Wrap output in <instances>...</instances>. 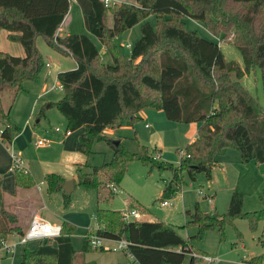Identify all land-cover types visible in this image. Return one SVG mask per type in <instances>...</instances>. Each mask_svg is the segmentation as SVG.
Segmentation results:
<instances>
[{
    "label": "trees",
    "instance_id": "16d2710c",
    "mask_svg": "<svg viewBox=\"0 0 264 264\" xmlns=\"http://www.w3.org/2000/svg\"><path fill=\"white\" fill-rule=\"evenodd\" d=\"M85 1L92 10L87 17L88 33L109 54L110 64L101 61L97 48L86 36L55 35L68 12V0H0V30L7 32L6 40L18 44L23 52L20 57L0 52V96L4 90L15 93L24 80L36 78L43 65L34 47V39L40 36L48 48L76 63L74 68L55 75L62 90L55 106L65 118L66 130L82 128L78 151L88 153L93 138L104 139L100 133L105 127L123 123L133 126L140 119L138 112L146 108L161 110L169 121L199 125L195 138L182 148L177 166L156 162L157 158L147 155L143 147L138 153H129L118 143L112 145L104 139L112 148L111 158L89 171L77 167V185L94 189L98 200L100 181L114 187L129 160L138 159L169 170L170 178L163 182L160 193L162 201L177 192L183 174L189 180L199 172L208 177L215 156L226 147L236 149L242 162H264V111L238 81L256 66L264 87V0H129L108 8L98 0ZM233 6L238 7L231 9ZM149 15L154 16L155 24L144 22L129 56H122L112 40ZM182 17L201 23L215 38L231 34V45L238 49L243 69L224 61L217 44L186 31ZM7 112L0 97V140L11 143L19 129ZM13 177L16 188L34 185L23 166L13 167ZM43 180L47 192L61 190L63 179L59 175L46 174ZM2 194L0 187V245L9 235L22 234L25 227L17 224L16 214L3 206ZM63 203H68L66 193ZM241 205V194L232 191L225 214L195 211L188 222L197 225L198 237L207 229L220 231L227 219L238 216L245 218L251 231L260 225L257 240L261 253L239 264H263L264 207L243 214ZM133 206L128 203L127 209ZM94 219L95 228L86 229L79 250L75 251L70 241L74 226L61 222L58 236L38 241L33 248H23L19 264H91L81 258L95 249L89 244L91 234L127 240V249L139 264H181L186 254L187 264H199L200 255H204L193 250L172 226L159 220L124 221L120 211L106 208H96Z\"/></svg>",
    "mask_w": 264,
    "mask_h": 264
},
{
    "label": "rangeland",
    "instance_id": "374dc122",
    "mask_svg": "<svg viewBox=\"0 0 264 264\" xmlns=\"http://www.w3.org/2000/svg\"><path fill=\"white\" fill-rule=\"evenodd\" d=\"M113 3L119 4L117 1ZM237 7L233 6L231 9ZM74 9L75 7L71 6L72 12ZM144 22L153 26L155 18L149 15L144 21L138 22L112 40L122 56H129L132 45L140 36V26ZM181 22L186 31L195 32L200 38L217 44L224 61L234 62L243 69L241 55L238 49L231 45V34H227L225 38H215L197 21L182 17ZM110 23V16L107 14V24ZM68 30L70 34L89 38L97 48L101 61L111 63L109 54L103 52L98 41L88 33L85 21L73 20ZM5 34V31L0 30V52L22 56L20 46L9 43ZM34 47L43 62L36 78L24 80L21 89L17 92L4 90L0 96L2 107L6 111L8 109V118L18 127L20 134L18 140L20 144L17 147L0 141V145L3 143L8 148L5 150L0 146L2 164L0 171L2 173L5 170L3 167L5 157L7 164L10 165L11 160L8 155L13 154L29 171L34 182L31 189L18 191L15 189L12 193L2 194V204L16 214L17 224L26 227L28 220L34 214L52 224L61 222L71 224L74 226V231L70 235V241L77 251L82 244L86 229L95 228L96 208L123 212L128 208V203H132L133 209L141 216L137 218L138 220H159L169 224L181 237L188 240V245L193 250L208 256L209 260L201 259L199 264H239L240 261L261 253L262 248L257 240L260 225L251 231L242 216L227 219L220 231L204 230L199 237L196 236L197 225L188 222L195 211L217 216L225 214L232 191L242 196L243 214L259 211L264 207V162L258 163L253 160L242 162L233 147H226L215 156L218 158L209 170V177L204 172H199L193 180H189L183 174L177 192L171 197L164 198L168 202L166 206L160 205L162 199L160 193L163 182L170 178L169 170L151 167L138 159L129 160L114 190L112 185L100 181L102 186L98 192L100 195L98 200L94 189L77 185L75 175L77 167L82 171H89L92 166H98L111 158L112 148L105 141L106 139L112 145L117 142L129 153H138L143 147L147 155L157 158L156 162L177 166L179 160L177 150H182L194 137L199 123L169 121L161 110L147 108L133 126L123 123L119 126L105 127L100 133L105 140L93 138L89 152H80L77 150V138L82 128L64 135L66 121L55 106V102L62 96L55 75L57 72L74 68L75 61L48 48L40 36L34 39ZM46 62L49 67L45 66ZM230 76L235 78L234 72H231ZM238 81L264 111V87L260 70L254 66L239 76ZM144 123L147 124L146 127ZM25 126L26 131L23 130ZM2 127L0 123V129ZM54 127H58L59 131H54ZM38 138L48 140L49 145L43 148L35 147L34 141ZM11 159L13 161L12 157ZM50 173L59 175L63 182L72 181L73 188L66 193L68 195L66 205L63 203L65 192L62 187L58 191H46L43 177ZM33 207L36 208V212ZM9 236L10 240L17 239L16 234ZM37 242L33 240L17 246L12 255L0 250V264H19L23 248H32ZM26 245L28 247H25ZM82 256L85 260H91L93 264H103L106 261L113 264L122 261L124 264L127 260L124 254L117 251L99 249L95 252H85ZM188 258L189 254H186L181 264H187Z\"/></svg>",
    "mask_w": 264,
    "mask_h": 264
},
{
    "label": "built area",
    "instance_id": "2783aa9c",
    "mask_svg": "<svg viewBox=\"0 0 264 264\" xmlns=\"http://www.w3.org/2000/svg\"><path fill=\"white\" fill-rule=\"evenodd\" d=\"M98 1L106 8L114 5L113 0H98ZM45 66H48V64L45 63ZM144 126H147V124H144ZM53 130L59 131V128L54 127ZM69 133H70L69 130L64 131V135H68ZM34 145L35 147H41V148L47 147L49 145V141L46 139L38 138L34 141ZM178 154L179 156H181L183 152L180 150ZM11 157L13 158V167L19 166L18 159H16L13 154H11ZM112 189L114 190L113 186ZM167 204L168 202L166 200H162L160 202L161 206H166ZM121 217L122 220L124 221L137 219L139 217V213L135 209L129 208L121 212ZM59 233H60V224L49 223L46 220H43L40 217H38L36 214H34L30 217L28 224L25 230L23 231V233L17 235L16 240L14 239V240L3 241L0 245V250H2L6 254L12 255L15 248L19 245H24L28 241H33V240L42 241V240L51 239L58 236ZM88 239H89V244L92 248L105 250V251H112V252H116V251L122 252L127 258V262L125 264H139L135 260L133 255L128 251L127 249L128 242L123 238L107 239L104 237L91 234L88 237ZM192 255L195 254L192 253ZM200 257L201 259L209 260L208 256L206 255H200Z\"/></svg>",
    "mask_w": 264,
    "mask_h": 264
},
{
    "label": "crops",
    "instance_id": "0c3cea01",
    "mask_svg": "<svg viewBox=\"0 0 264 264\" xmlns=\"http://www.w3.org/2000/svg\"><path fill=\"white\" fill-rule=\"evenodd\" d=\"M69 1V8H68V12H67V14H66V16L64 17V19H63V21L61 22V24H60V26L58 27V29H57V31H56V36L57 37H59V38H65L66 36H68V35H72V34H70L69 33V30H68V28H70V25H71V23H72V21L73 20H75V19H79V20H83V21H85L86 22V29H87V17L88 16H90V15H92V10H91V7H90V5H89V3L87 2V1H85V0H68ZM113 1H117V3H127V2H129V0H113ZM71 6L72 7H75V9L73 10V12H72V10H71ZM6 34H7V32H6ZM6 34H5V37H6ZM9 43H11V42H9ZM12 44H14V43H12ZM102 48V47H101ZM22 51V50H21ZM102 51L103 52H106L103 48H102ZM22 54H23V52H22ZM47 63V62H46ZM48 64V63H47ZM76 64V63H75ZM46 67H49V64H48V66H46ZM48 72V71H47ZM147 109V108H146ZM144 111L143 110H141L140 112H138V116H140V114H144L143 113ZM38 119V118H37ZM37 119L35 120V121H37ZM144 124H146V123H144ZM146 127V126H145ZM26 126L24 127V131H26ZM23 131V132H24ZM195 135H196V133H195ZM195 135H194V137H192L187 143H189V142H191L194 138H195ZM19 137H20V134L18 133L14 138H13V140L11 141V145H16V147H17V145H19L20 144V141L18 142V140H19ZM1 141V140H0ZM2 142V141H1ZM0 146H3L4 147V149L5 150H7L8 148L7 147H5L4 145H3V143H2V145H0ZM1 149V148H0ZM7 156V155H6ZM8 157L10 158V160H11V163H10V165H8L7 164V162L8 161H6V157H5V161H4V166L3 167H5V170H3V172L1 173V171H0V179H1V183H0V187H1V189L3 190V192H8V193H12V192H14V190L15 189H17L16 191H18L20 188H16L15 187V184H14V177H13V161H12V159H11V156L10 155H8ZM217 158L218 157H216L215 158V163H216V160H217ZM18 161H19V166H22L21 165V163H20V160L18 159ZM0 165H2L1 164V160H0ZM215 165V164H214ZM213 165V166H214ZM3 174V175H2ZM209 177V176H208ZM32 188V187H31ZM31 188H27V189H31ZM24 190H26V189H24ZM6 194V193H5ZM33 209H34V211L36 212V208H34L33 207ZM139 217H141L140 215H139ZM138 220V219H137ZM29 221V220H28ZM147 221H150V220H147ZM25 230V229H24ZM7 240H10V236H8V238H7ZM12 240V239H11ZM27 244V243H26ZM25 247H28L27 245L25 246ZM34 247V246H33ZM32 247V248H33ZM90 251H93V252H95L96 251V249H94V250H90ZM89 252V251H88ZM119 253H121V254H124V253H122V252H119ZM83 255V254H82ZM81 255V258H82V260H83V262H86V263H91V264H93L92 263V261L91 260H85V259H83V256ZM127 259V258H126ZM126 262H127V260H126ZM125 262V263H126ZM124 263V264H125ZM103 264H113V262H108V261H106V262H104ZM118 264H123L122 263V261L121 262H118Z\"/></svg>",
    "mask_w": 264,
    "mask_h": 264
},
{
    "label": "water",
    "instance_id": "95a60500",
    "mask_svg": "<svg viewBox=\"0 0 264 264\" xmlns=\"http://www.w3.org/2000/svg\"><path fill=\"white\" fill-rule=\"evenodd\" d=\"M114 144L116 145L117 142H115ZM61 187L65 193L70 192L73 188L72 181L63 182Z\"/></svg>",
    "mask_w": 264,
    "mask_h": 264
}]
</instances>
